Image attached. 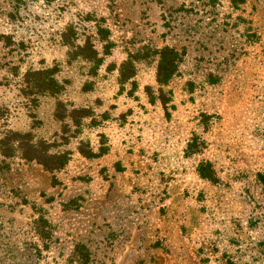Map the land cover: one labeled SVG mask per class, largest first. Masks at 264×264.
I'll return each mask as SVG.
<instances>
[{
    "label": "rangeland",
    "instance_id": "obj_1",
    "mask_svg": "<svg viewBox=\"0 0 264 264\" xmlns=\"http://www.w3.org/2000/svg\"><path fill=\"white\" fill-rule=\"evenodd\" d=\"M264 264V0H0V264Z\"/></svg>",
    "mask_w": 264,
    "mask_h": 264
},
{
    "label": "trees",
    "instance_id": "obj_2",
    "mask_svg": "<svg viewBox=\"0 0 264 264\" xmlns=\"http://www.w3.org/2000/svg\"><path fill=\"white\" fill-rule=\"evenodd\" d=\"M78 264H82V263H78Z\"/></svg>",
    "mask_w": 264,
    "mask_h": 264
}]
</instances>
